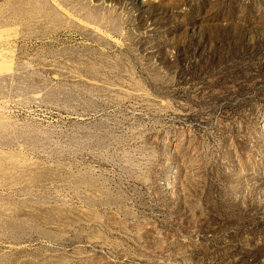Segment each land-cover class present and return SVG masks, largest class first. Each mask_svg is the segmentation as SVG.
Listing matches in <instances>:
<instances>
[{"label": "rangeland", "instance_id": "rangeland-1", "mask_svg": "<svg viewBox=\"0 0 264 264\" xmlns=\"http://www.w3.org/2000/svg\"><path fill=\"white\" fill-rule=\"evenodd\" d=\"M0 264H264V0H0Z\"/></svg>", "mask_w": 264, "mask_h": 264}]
</instances>
